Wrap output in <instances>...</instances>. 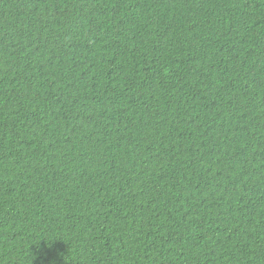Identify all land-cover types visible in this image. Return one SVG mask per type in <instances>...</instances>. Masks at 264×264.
<instances>
[{
  "label": "trees",
  "instance_id": "16d2710c",
  "mask_svg": "<svg viewBox=\"0 0 264 264\" xmlns=\"http://www.w3.org/2000/svg\"><path fill=\"white\" fill-rule=\"evenodd\" d=\"M0 264H264V0H0Z\"/></svg>",
  "mask_w": 264,
  "mask_h": 264
}]
</instances>
